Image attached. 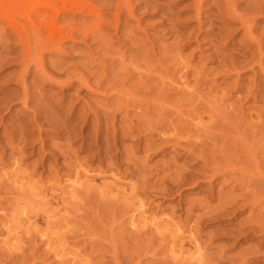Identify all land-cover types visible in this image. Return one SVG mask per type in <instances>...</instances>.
<instances>
[{"label": "rangeland", "instance_id": "1", "mask_svg": "<svg viewBox=\"0 0 264 264\" xmlns=\"http://www.w3.org/2000/svg\"><path fill=\"white\" fill-rule=\"evenodd\" d=\"M78 5L0 12V264H264V0Z\"/></svg>", "mask_w": 264, "mask_h": 264}, {"label": "bare ground", "instance_id": "2", "mask_svg": "<svg viewBox=\"0 0 264 264\" xmlns=\"http://www.w3.org/2000/svg\"><path fill=\"white\" fill-rule=\"evenodd\" d=\"M58 1L59 0H0V12L3 15L1 17L12 26L15 33L14 37L19 39L20 44L27 51H30L34 44L44 45L45 42L46 46L44 47H49V43L55 44L59 41L56 45H59L58 48H61L62 40L73 39V32L71 30L66 31V28V30L63 29L67 32L66 35L64 37L60 36L61 28L57 25V21L60 19L59 17H61V15L62 19L66 22L73 19L79 5L78 0H60L59 2L64 5L69 2L70 8L65 9L63 6L58 7ZM38 23L43 26L42 28L47 32V39L43 38L40 30H35L36 28L38 29ZM68 23H70V21H68ZM57 37L58 41L56 42ZM32 43L34 44L32 45ZM27 55L30 57L29 53H25L24 56Z\"/></svg>", "mask_w": 264, "mask_h": 264}]
</instances>
